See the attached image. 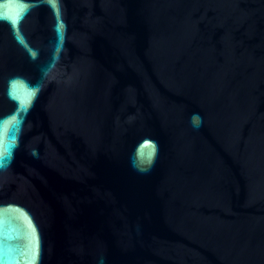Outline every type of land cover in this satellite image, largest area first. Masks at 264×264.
<instances>
[{
    "label": "water",
    "instance_id": "95a60500",
    "mask_svg": "<svg viewBox=\"0 0 264 264\" xmlns=\"http://www.w3.org/2000/svg\"><path fill=\"white\" fill-rule=\"evenodd\" d=\"M0 264H264V0H0Z\"/></svg>",
    "mask_w": 264,
    "mask_h": 264
}]
</instances>
